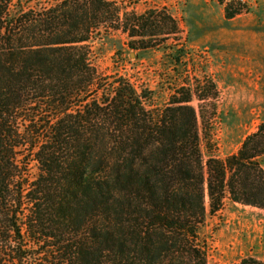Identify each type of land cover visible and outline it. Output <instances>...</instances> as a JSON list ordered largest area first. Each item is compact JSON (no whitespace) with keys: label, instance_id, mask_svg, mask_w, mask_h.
<instances>
[{"label":"trees","instance_id":"obj_1","mask_svg":"<svg viewBox=\"0 0 264 264\" xmlns=\"http://www.w3.org/2000/svg\"><path fill=\"white\" fill-rule=\"evenodd\" d=\"M22 2L0 0V264H208V215L227 201L264 210V121L225 158L206 140L205 161L208 117L191 103L213 100L212 81L178 85L156 107L153 91L92 62L95 42L120 33L128 50L180 63L166 8ZM221 3L227 20L243 13ZM25 158L38 165L32 180Z\"/></svg>","mask_w":264,"mask_h":264},{"label":"rangeland","instance_id":"obj_2","mask_svg":"<svg viewBox=\"0 0 264 264\" xmlns=\"http://www.w3.org/2000/svg\"><path fill=\"white\" fill-rule=\"evenodd\" d=\"M125 1V10L144 13L150 8H166L177 20L178 41L185 50L177 63V54L160 50L142 53L124 47L126 37L113 33L109 40L96 41L92 62L109 77H124L138 89L153 91L151 105L164 107L178 85L208 80L216 90L205 104L194 98L191 105L200 115L202 150L206 161L210 154L225 158L235 153L244 139L255 133L264 121V0L243 5V13L234 19L225 17L222 0H117ZM26 7L39 9L53 0H23ZM168 44V45H169ZM138 55V56H137ZM28 163L26 175L34 179L38 165ZM264 161V159H263ZM202 235L207 243L208 264H236L254 257L264 261V210L225 203L216 215H208Z\"/></svg>","mask_w":264,"mask_h":264},{"label":"built area","instance_id":"obj_3","mask_svg":"<svg viewBox=\"0 0 264 264\" xmlns=\"http://www.w3.org/2000/svg\"><path fill=\"white\" fill-rule=\"evenodd\" d=\"M237 1L241 2L242 4L248 5L252 0H237Z\"/></svg>","mask_w":264,"mask_h":264},{"label":"crops","instance_id":"obj_4","mask_svg":"<svg viewBox=\"0 0 264 264\" xmlns=\"http://www.w3.org/2000/svg\"><path fill=\"white\" fill-rule=\"evenodd\" d=\"M231 21V20H230Z\"/></svg>","mask_w":264,"mask_h":264}]
</instances>
